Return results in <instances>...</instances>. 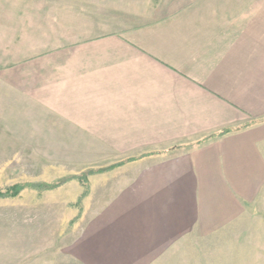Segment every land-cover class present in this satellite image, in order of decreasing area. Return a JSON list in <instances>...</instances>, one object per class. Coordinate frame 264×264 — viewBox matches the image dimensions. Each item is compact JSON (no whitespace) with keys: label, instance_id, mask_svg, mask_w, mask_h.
Masks as SVG:
<instances>
[{"label":"crops","instance_id":"0c3cea01","mask_svg":"<svg viewBox=\"0 0 264 264\" xmlns=\"http://www.w3.org/2000/svg\"><path fill=\"white\" fill-rule=\"evenodd\" d=\"M147 6L0 82L20 144L130 173L76 240L83 264H159L264 217V0Z\"/></svg>","mask_w":264,"mask_h":264},{"label":"rangeland","instance_id":"374dc122","mask_svg":"<svg viewBox=\"0 0 264 264\" xmlns=\"http://www.w3.org/2000/svg\"><path fill=\"white\" fill-rule=\"evenodd\" d=\"M149 1L0 0V82L10 81L3 72L23 57L118 29ZM15 131L0 122V191L26 186L18 197L0 198V264H83L73 255L76 240L130 173L109 167L89 175L100 170L91 167L100 163L92 156L29 148L12 137ZM243 226L185 244L159 264H264V217Z\"/></svg>","mask_w":264,"mask_h":264},{"label":"trees","instance_id":"16d2710c","mask_svg":"<svg viewBox=\"0 0 264 264\" xmlns=\"http://www.w3.org/2000/svg\"><path fill=\"white\" fill-rule=\"evenodd\" d=\"M229 131L228 130H226V131H224L223 133H221L219 136H223V135H225L226 133H228ZM210 138H214V136H212V137H210ZM216 138V137H215ZM129 160H134V159H129ZM121 164H118L117 165V167H119ZM101 172H103V170H90L89 172H88V174L89 175H91V174H94V173H101ZM80 178V177H79ZM74 179H77V178H72L71 180H74ZM67 182V181H66ZM81 182V181H80ZM82 183H83V185L85 184V186H86V188H87V190H88V185H87V183L88 182H84V181H82ZM56 186H58V184L57 185H54V186H51V188H55ZM25 185H16V186H14V187H12V188H10V189H8L6 192H1L0 191V198L1 199H8V198H14V197H18L19 196V194L25 189ZM28 187V186H27ZM86 193H88L87 191H86ZM85 193V195H87Z\"/></svg>","mask_w":264,"mask_h":264}]
</instances>
